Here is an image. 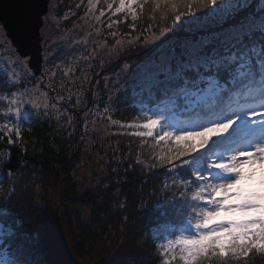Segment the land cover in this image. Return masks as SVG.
<instances>
[{
  "label": "snow or ice",
  "instance_id": "6c2138e0",
  "mask_svg": "<svg viewBox=\"0 0 264 264\" xmlns=\"http://www.w3.org/2000/svg\"><path fill=\"white\" fill-rule=\"evenodd\" d=\"M98 2L88 0V5ZM155 3L161 6V0ZM163 3L165 18L149 27L150 37L130 39L139 59L123 64V77L107 104L131 99L145 122L121 127L142 128L132 134L168 145L147 166L148 173L161 170L160 184L149 196L159 193L167 204L160 214L182 218L192 231H178L159 244L162 264L246 260L264 253V0ZM138 7H143L139 0H119L115 13L131 12L135 21ZM49 23V9L40 0H9L6 7L0 0L5 37L0 49L14 57L13 67L32 68L27 50L33 47L44 53L45 62L56 57V42L45 31ZM136 27L133 23L131 31ZM40 71L37 66L30 75L0 85V142L8 146L22 140L23 129L34 120L49 118L48 102L25 83ZM10 159L0 168L5 174L12 171ZM6 191L5 206L14 198L15 183ZM150 206V200L138 202L141 212ZM43 232L42 243L40 233L26 231L22 220L17 225L15 219H0V264H58L52 226Z\"/></svg>",
  "mask_w": 264,
  "mask_h": 264
},
{
  "label": "trees",
  "instance_id": "16d2710c",
  "mask_svg": "<svg viewBox=\"0 0 264 264\" xmlns=\"http://www.w3.org/2000/svg\"><path fill=\"white\" fill-rule=\"evenodd\" d=\"M54 1V20L68 29L79 20L87 0ZM109 3L113 4L111 10L107 6ZM139 3L143 7L136 8L135 21L131 12L111 15L115 23L112 28L104 30L107 43L112 44L119 37L134 39L142 36L147 39L151 35L149 27L160 24L165 18L161 15L163 0L159 8L155 0H139ZM118 5L119 0L98 2V7L107 9L108 15ZM133 23L137 25L135 31H131ZM57 55L56 51L54 59L43 62L46 69L25 83L34 84L35 79L47 71L48 75L40 86L46 87L51 101L58 102L60 109L72 115L68 120L66 115L54 116L48 112V119L41 116L23 129L22 140L11 146L6 140L0 142V168L9 155L12 168L10 174L0 170V219L6 223L15 219L17 225L22 220L26 231L40 233L42 243L47 240L43 227L51 225L55 246L53 258L58 264H162L158 259L163 251L159 244L166 238H174L173 234L178 231L183 230L186 234L190 229L181 223L182 218L160 214L161 207L167 204L159 199V193L149 196L160 184L161 170L156 168L148 173L147 166L155 162V157L165 154L167 143L157 144L150 138L132 134L145 131L142 128L121 127L140 125L145 122V116L131 99L126 103L107 104L108 97L102 83L95 85L97 80L101 81L100 66L90 68L91 78L83 97L85 103L74 108L70 91L78 89L80 81L65 80L62 67L67 64V59L62 60ZM138 59L128 43L116 59L102 64L107 68L103 71H116L124 60ZM79 70L76 67L72 75H77ZM6 83L10 82L0 71V85ZM93 104L111 108L106 116L110 120V132L103 135L91 131L90 137L96 141L92 143L91 140L88 145L81 134L83 131H70V123L79 124L84 109L92 108ZM3 123L0 120V124ZM136 161H141L142 166ZM83 169L91 174L90 179L83 174ZM13 183L16 188L14 198L5 206L2 201ZM142 198L151 203L144 212L138 210ZM81 209L85 210L86 218ZM173 264L182 262L176 259ZM210 264H221V261L213 258ZM228 264H264V253H253L246 260L232 259Z\"/></svg>",
  "mask_w": 264,
  "mask_h": 264
},
{
  "label": "rangeland",
  "instance_id": "374dc122",
  "mask_svg": "<svg viewBox=\"0 0 264 264\" xmlns=\"http://www.w3.org/2000/svg\"><path fill=\"white\" fill-rule=\"evenodd\" d=\"M54 5L55 1L49 0L48 9L50 23L46 27L45 31L47 32L50 40L56 42L53 46L57 49L58 58H61L62 60L67 59V64L62 67L65 80L69 79V81L73 82V79H78L80 81L79 88L74 91H70L72 97L74 98V103L72 106L74 108H79L85 103V101L83 102V97L86 91L87 82L91 78L90 72L93 68L95 69V67L97 68L99 66L100 68H98V74L101 75V81L97 80L95 82V85L102 83V86L107 93V97L113 96L115 94V83L123 77V73L121 72L123 64L125 62H132L129 60H124L120 63V66H118L119 68L116 71L106 73L103 71L107 68L102 66V64L107 63L112 59H116L119 52L123 49L124 46L129 43L131 39L119 37L114 41V43H107L104 30L109 28V23H113L111 15L115 14L116 7L112 10V13L108 15L107 9L98 7V3H95L90 7L87 0L85 5L83 6L84 8L79 20L68 29H64L59 26V24L54 20ZM101 12H104L105 15L101 16ZM105 16H107L108 18H105ZM3 39H5V37L2 33H0V40ZM118 40L121 41L122 45L119 48L116 43ZM42 55L44 57L43 52ZM13 59L14 57L9 56L6 53L5 49H0V71L4 76H6L9 82H11L12 80H19V78L24 75L25 72L29 75L32 73L29 68H25L24 72H21L20 69L13 67ZM94 65L96 66L92 67ZM76 67L80 70L79 73H77V75L75 74L74 76L71 72L75 71ZM43 69H46V66L44 67L42 65V71ZM47 75V71H44L43 76L37 77L34 84H27V86L29 90L40 93L39 99L48 102V108L51 114H53L54 116L63 114L66 115L67 119L69 120L72 114L70 112L66 113L63 109H60V105L58 102L51 101L46 87L42 88L40 86V84H42L43 80L45 79V76ZM72 76H74V78H72ZM26 81L28 83V80ZM81 87L83 88L81 89ZM55 100L58 101V99ZM99 108L106 111V109L102 106H99ZM97 113H99V111L93 104L92 108L88 106L86 107V109H84L83 113L81 114L82 121L79 124H77L75 121H72L70 123V131H83L81 132V134L84 135V141L88 145L91 144V140L92 143L96 141L94 137H90V133H92L91 131L98 133L100 132L103 135L109 134L110 132V120L106 119L107 115H104L103 118H100L99 115L98 118L92 120V115ZM72 124H74L75 126L74 129L72 128ZM89 150H91V147H89ZM83 174L85 176H88L87 178L90 179L89 175L91 174H89L86 169H83ZM87 184H89V182ZM80 212L83 217L86 218L87 214L85 210L81 209ZM191 231L192 229H189L186 234Z\"/></svg>",
  "mask_w": 264,
  "mask_h": 264
},
{
  "label": "water",
  "instance_id": "95a60500",
  "mask_svg": "<svg viewBox=\"0 0 264 264\" xmlns=\"http://www.w3.org/2000/svg\"><path fill=\"white\" fill-rule=\"evenodd\" d=\"M9 3V0H4V5L5 7L7 6V4ZM40 3L46 7L48 9V3H49V0H40ZM30 52V55L33 57L31 63H32V68H29L31 71H33L35 69V67L39 66L40 69L42 67V53H37L35 47H33L32 49L30 50H27ZM39 61V65H38V62ZM41 72V71H40ZM40 72H37V74H39Z\"/></svg>",
  "mask_w": 264,
  "mask_h": 264
},
{
  "label": "built area",
  "instance_id": "2783aa9c",
  "mask_svg": "<svg viewBox=\"0 0 264 264\" xmlns=\"http://www.w3.org/2000/svg\"><path fill=\"white\" fill-rule=\"evenodd\" d=\"M95 107L98 109V111H99V113H97V114H93L92 116H93V118L94 117H96V116H99V115H107L108 116V112H107V110L105 111L104 109H101V108H99V106L97 105V104H95ZM105 108V107H104ZM106 109V108H105ZM74 124H72V128L74 129Z\"/></svg>",
  "mask_w": 264,
  "mask_h": 264
}]
</instances>
